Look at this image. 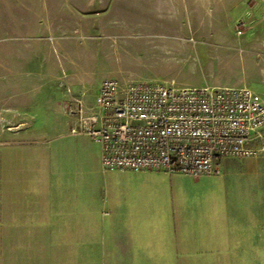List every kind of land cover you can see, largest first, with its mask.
<instances>
[{
  "label": "rangeland",
  "instance_id": "1",
  "mask_svg": "<svg viewBox=\"0 0 264 264\" xmlns=\"http://www.w3.org/2000/svg\"><path fill=\"white\" fill-rule=\"evenodd\" d=\"M105 78L245 86L264 99V0H0V141H6L0 150L33 153L9 162L17 168L30 163L31 238L0 239V264L88 262L86 252L75 259L71 238H43V152L58 157L51 168L60 166L55 172L65 189L56 191L63 199L73 181L86 177L99 200L133 198L155 209L159 202L204 198L211 176L143 179L126 172L104 181L96 175L98 145L70 134L72 119L64 108L68 119L57 116L56 103L64 92L67 104L73 94L93 105ZM220 167L235 184L249 182L259 169L264 183L262 159L225 157ZM258 261L264 264V252Z\"/></svg>",
  "mask_w": 264,
  "mask_h": 264
},
{
  "label": "crops",
  "instance_id": "2",
  "mask_svg": "<svg viewBox=\"0 0 264 264\" xmlns=\"http://www.w3.org/2000/svg\"><path fill=\"white\" fill-rule=\"evenodd\" d=\"M61 95L56 103L57 116L66 117L62 112L66 97L64 92ZM68 120L70 125L72 122ZM3 142L6 141H0V146ZM54 155L43 152V238H71L75 259L86 252L87 264H261L258 261V253L264 252V183L258 181L261 170L253 173L254 180L250 177L249 182L241 184L221 175L205 178V196L199 202L189 200L183 205L159 202L151 209L133 198L93 197V184L88 177L73 181L68 187L71 192L63 199L56 191L65 189L59 182L61 174L55 172L60 166L51 168L52 160L58 158ZM26 156L31 159L33 153L0 150V239L31 238L32 209L26 205L30 163L29 168L26 163L22 168L9 163L26 160ZM249 158L264 161V156ZM95 159L96 175L100 173L104 181L111 173L121 176L132 172L143 179L148 175H182L146 170L102 171L98 151ZM10 190L24 193L9 197Z\"/></svg>",
  "mask_w": 264,
  "mask_h": 264
},
{
  "label": "built area",
  "instance_id": "3",
  "mask_svg": "<svg viewBox=\"0 0 264 264\" xmlns=\"http://www.w3.org/2000/svg\"><path fill=\"white\" fill-rule=\"evenodd\" d=\"M69 96L70 134L98 145L102 171L220 176L222 158L264 155V99L245 86L105 78L93 105Z\"/></svg>",
  "mask_w": 264,
  "mask_h": 264
}]
</instances>
